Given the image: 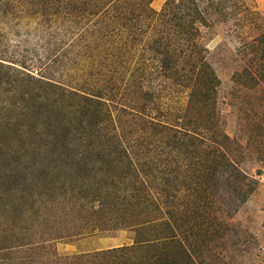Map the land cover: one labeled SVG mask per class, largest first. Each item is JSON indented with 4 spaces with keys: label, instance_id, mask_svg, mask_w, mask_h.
Segmentation results:
<instances>
[{
    "label": "rangeland",
    "instance_id": "374dc122",
    "mask_svg": "<svg viewBox=\"0 0 264 264\" xmlns=\"http://www.w3.org/2000/svg\"><path fill=\"white\" fill-rule=\"evenodd\" d=\"M109 1L103 0L99 16H94L87 4L83 8L86 0L77 1L79 8H75V0H0V62L19 71L17 77L29 83H33L30 78H44L80 95L103 97L115 147L119 149L121 144L140 150L143 173L137 190L145 192L139 197L134 188L124 192L126 203L117 214L118 229L105 227L74 236L66 227L63 237L52 236L44 261L26 251L27 243L41 234L29 226V217L24 228H12L9 234L0 230V245L8 247V257L1 258L0 264H111V256L101 255L97 261L93 253L130 247L136 251H119L118 264H147L152 250L135 243L175 235L187 246L198 225L197 264H264V0ZM168 1L191 5L199 13L185 52L199 55L214 73L210 100L204 105L192 103L201 99L192 84L186 87L165 80L149 56V35L154 32L152 27L165 29L158 13ZM132 10L128 29L125 19L119 17ZM141 17L148 19L140 21ZM93 22H102V29L105 23L102 32L107 30L110 35L88 37ZM137 24L142 31L136 37L132 31ZM122 41L128 43L124 49L119 47L124 46ZM185 44L182 41L181 46ZM143 69L144 81L139 84L137 76ZM4 70L0 67V73ZM18 85L14 83L15 88ZM148 91L155 98L153 104L144 100ZM15 92L12 95L6 84L0 87L4 99L13 96L15 102L21 96L29 100L34 93L28 87ZM39 100H31L32 111L25 108L17 124L41 123ZM80 104L91 111L95 108L89 101ZM71 120V134L66 130L69 126H57V136L49 139L51 147L63 142L82 145L86 138L88 144L81 146L85 152L102 147L107 139L102 131L97 132L95 126L84 130L79 121L87 118L71 116ZM168 127L189 129L195 135L194 147L181 149V153L164 149L162 143L168 137H178ZM11 143V149L17 148ZM151 166L158 171L149 173ZM150 197L158 210L147 204L150 199L145 198ZM167 201H180V206L171 208ZM49 223L46 220V227ZM194 223L196 227L191 229Z\"/></svg>",
    "mask_w": 264,
    "mask_h": 264
},
{
    "label": "trees",
    "instance_id": "16d2710c",
    "mask_svg": "<svg viewBox=\"0 0 264 264\" xmlns=\"http://www.w3.org/2000/svg\"><path fill=\"white\" fill-rule=\"evenodd\" d=\"M77 1L75 0V8L80 6V2ZM102 3L103 0H86V3H83V8H86L87 4L90 14L99 16L98 8ZM138 6L132 5L133 8ZM141 8V12H144V6ZM158 15L163 16L165 29L159 31L158 28L152 27L154 32L149 35L150 47L147 48L149 56L157 63L156 67L159 69L158 73L161 77L186 87L192 84L193 91L198 90L201 99L192 102L194 93H191V102L204 105L205 100H210L209 94L213 90L214 73L207 63L200 60L199 55L196 56L192 50L189 53L185 52V48H190L187 43L192 35L194 22L199 17L197 9H192L191 5L188 8L182 2L175 4L174 1H168ZM132 16L133 10L119 18H124L127 24L128 20L133 19ZM147 19V17H141L140 21ZM92 25L94 27L89 31L88 37L101 36L105 32L107 37L110 35L107 30L102 32L107 27L105 23L103 29L102 22L96 25L93 22ZM124 26L125 24H122V27ZM127 27L129 29L128 24ZM119 28L121 27L116 28L114 32H118ZM139 30L137 24L132 33L137 37ZM182 41L187 44H185L186 47L181 46ZM122 42L124 46L119 44V47L124 49L128 43ZM3 65L0 62V67L5 69L4 73H0V87L2 84H6L8 88L12 89V95L23 87H28L34 93L29 97V100L21 96L19 102H15L13 96H6L4 99L0 93V230L9 231L7 233L9 234L12 232V228L24 225L25 218L29 217L31 219L29 226L35 231L41 230V234L37 238L38 240L27 243L26 251L31 257L36 254L44 261L47 259V252L50 251L52 236L54 238L63 237L67 232L65 231L66 227L74 236L84 235L85 232L93 229L101 231L105 227H112L113 230L118 229L117 214L121 213L122 206L126 203L124 192L130 193L133 188L137 190V185L140 183L138 177L143 171L140 169L141 154L138 152L140 150H136L138 148L132 150L129 147L130 149H127L121 144L119 149L115 147L116 143L113 142L115 135L109 131L110 116L104 109V102L101 101L103 97L95 96L96 98H93L87 94L80 95L54 84L55 82L51 80H44V78H30L33 83H29L28 79L23 80L17 77L19 71ZM9 71L13 76L8 75ZM145 72L144 69L140 70V74L137 76L139 84L143 83L142 76ZM14 83L19 85L15 88ZM37 85H41V88ZM146 95L148 98L144 100L153 104L155 98L152 93L148 91ZM36 98H40L39 102L42 103V106H38L37 111L41 113V123L24 125L19 121L17 124V118L24 114L25 108L27 112L32 111L28 104ZM81 101H89L95 105V108L91 111L89 108L83 107L80 104ZM83 105L86 106L85 103ZM71 116L88 119L84 122L79 121L84 130L85 128L92 129L95 126L97 132L102 131L101 134L107 139L105 143L102 142V147L97 145V147H101L100 149L97 148L94 151L92 150L94 148H91L85 152L81 146L84 147L88 144L87 138V141L82 142V145H69L63 142L58 147H51L52 143L49 139L57 136L54 131L57 126L64 129L65 126H69L66 130L71 134ZM91 117H93L92 123L90 122ZM64 118L67 120H63ZM174 128L168 127V130L174 131L178 137L174 134L172 137H168L167 141L162 143L164 149L173 151L177 149V152L181 153V149L194 147L195 143L192 141L195 139V135H192L189 129ZM84 134L86 136V133ZM8 137L12 138V143L6 141ZM79 137L82 135L80 134ZM203 140L201 138L200 143ZM13 142L17 147L15 149H11L12 145L10 146V143L13 144ZM89 146L92 144L89 143ZM105 146L106 149H103ZM112 147L113 149L110 150ZM1 159L4 161L1 162ZM153 171H158V169L151 166L149 173ZM201 171H199L200 174H202ZM165 187L169 188L170 183ZM142 190L143 188L137 190L138 197ZM144 192L145 189L143 194ZM145 199H150L147 204L153 211L158 210V206L151 197ZM167 203L171 204V208L176 209L180 201H167ZM180 212L182 213V211ZM183 212L187 213L186 210ZM46 220L50 222L47 227ZM62 223L63 225H60ZM178 226H182V223ZM44 227L50 229V232H45ZM195 227L194 223L191 229ZM199 227L200 225L190 233V241L186 243L190 249L175 235H171L170 238H150L145 242L135 244L137 246L146 245L152 250L147 264H197L194 257L199 249L198 241L201 237ZM24 232V230H19L20 234ZM3 247L0 245V260L8 257V247ZM131 249L136 251L131 247L127 249L115 248L93 254L97 261L101 255H108L112 257L111 264H118L119 251Z\"/></svg>",
    "mask_w": 264,
    "mask_h": 264
}]
</instances>
